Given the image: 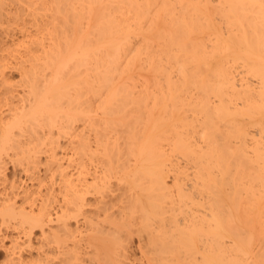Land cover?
I'll use <instances>...</instances> for the list:
<instances>
[{"label": "bare ground", "instance_id": "1", "mask_svg": "<svg viewBox=\"0 0 264 264\" xmlns=\"http://www.w3.org/2000/svg\"><path fill=\"white\" fill-rule=\"evenodd\" d=\"M0 106L6 264H264V0H0Z\"/></svg>", "mask_w": 264, "mask_h": 264}, {"label": "rangeland", "instance_id": "2", "mask_svg": "<svg viewBox=\"0 0 264 264\" xmlns=\"http://www.w3.org/2000/svg\"><path fill=\"white\" fill-rule=\"evenodd\" d=\"M8 71H10V73H9V74L11 75V76H10V79L12 80V82L14 81V83H15V79H17V77H18V79H19V75H18L19 73H18L16 70H14V69H13V70L10 69V70H8ZM15 71H16L17 73H16ZM18 82H19V84H18V88H17V89H18V90H22V89L24 88V86L21 87V85H20L21 82H20L19 80L16 81V83H18ZM21 96H22V95H21ZM20 98H21V97H20ZM1 106H2V105H1ZM1 106H0V116L3 114V112H4L5 109L7 108L6 106H3L4 108L1 107ZM9 164H10V165H9ZM9 164H8V166H7V169H8V170H7V173H8L10 176H12L13 173H15V171H16L17 176L20 177V178L22 179V181L24 180L23 182L25 183V180L27 181V177H26L25 173L21 172V170H20L21 168H18L19 166H17V164H15L14 162H13V163L9 162ZM12 164H13V165H12ZM11 165H12V166H11ZM15 165H16L17 167H16ZM15 167H16V168H15ZM13 168H15V169L13 170ZM20 174H21V175H20ZM23 174H24V175H23ZM27 182H28V183H27ZM27 182H26L25 184L28 185V184H29V181H27ZM0 223H1V222H0ZM0 226H1V225H0ZM0 229L2 230V231L0 230V237H1L2 232H3V235H4V233H5L4 231H5V230H4L2 227H1ZM14 229H15V228H11V229L9 230L10 234L12 233V234L15 235V234L17 233V230H16V229L14 230ZM9 232H8V233H9ZM6 239H7V238H6ZM6 239H4L3 241L0 239V244H2V242H3V244H5V245L7 246L8 243H9V241H8V239H7V240H6ZM5 256H6V255H4V252H3L2 250H0V264H6V262H5V261H6ZM4 262H5V263H4Z\"/></svg>", "mask_w": 264, "mask_h": 264}]
</instances>
